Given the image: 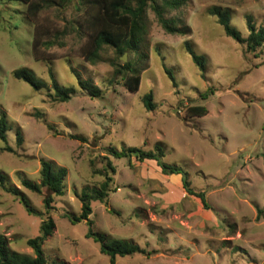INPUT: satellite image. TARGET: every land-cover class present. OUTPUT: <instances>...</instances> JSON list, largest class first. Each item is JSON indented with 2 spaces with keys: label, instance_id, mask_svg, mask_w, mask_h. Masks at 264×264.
Instances as JSON below:
<instances>
[{
  "label": "rangeland",
  "instance_id": "rangeland-1",
  "mask_svg": "<svg viewBox=\"0 0 264 264\" xmlns=\"http://www.w3.org/2000/svg\"><path fill=\"white\" fill-rule=\"evenodd\" d=\"M211 6L228 9L232 25L243 34L246 14L264 26V0H186L171 12L181 18L184 34L166 33L148 9L141 61L138 54H117L104 46L100 60L90 63L78 55L84 39L73 32L65 35L64 46L45 51L50 60H35L33 23L25 4L0 0V110L9 123L6 141L0 139V173L33 208L29 211L20 196L0 187V235L11 249L32 254L24 240L40 234L47 216L42 194L24 188L19 179L38 181L39 159L44 158L67 171L65 192L54 198L48 213L55 224L42 244L49 261L264 263V44L256 54L244 51L208 13ZM78 16L69 5L62 12H41L40 21L60 30ZM186 40L205 58L203 76L184 47ZM126 61H138L141 81L136 91H128L122 76L113 73ZM20 66L31 69L45 86L37 91L14 78L11 72ZM48 66L59 84L76 87L68 100L47 96ZM76 74L96 84L100 95L81 90ZM146 93L152 95V110L143 105ZM191 105L204 106L206 113L188 114ZM5 144L14 151L3 150ZM155 144L163 150L162 162L181 167L190 186L205 191L209 209L186 193L179 174H164L154 160L109 156L115 171L105 170L107 147L151 150ZM104 171L112 178L110 190L106 203L91 202V229L146 250L117 257L114 263L85 237L84 221L71 223L63 216L80 212L75 192L98 186Z\"/></svg>",
  "mask_w": 264,
  "mask_h": 264
},
{
  "label": "trees",
  "instance_id": "trees-1",
  "mask_svg": "<svg viewBox=\"0 0 264 264\" xmlns=\"http://www.w3.org/2000/svg\"><path fill=\"white\" fill-rule=\"evenodd\" d=\"M25 4V13L33 23V31L31 37V53L35 60H45V51L54 45L64 46L65 35L73 32L78 38L84 39L83 43L77 48L78 55L85 61L95 63L100 60V51L104 46L111 47L117 54L127 52L128 54H138V61H141L145 54L140 52V45L146 34L148 16L147 10L151 9L159 25L166 33L184 34L185 28L181 26V18L176 14L171 15L172 11L178 10L186 0H20ZM72 5L75 11L79 12L77 19L67 20L68 25H64L60 30L48 27L40 21L41 12L54 8L58 12ZM208 13L215 17L217 23L223 28L224 34L232 38L240 44L244 51L257 53L264 44V26L255 23L252 15H245V24L247 33L239 31L231 23L229 10L219 6H211ZM184 47L190 54L193 62L198 66L203 76L205 67V58L203 55L194 51L188 40L184 41ZM138 61L134 65H130L128 61L121 66L114 67L113 73L122 76L123 85L128 91H136L140 85V68L137 66ZM164 71L175 85L171 72L164 68ZM12 76L29 84L34 90H41L45 84L39 79L34 72L25 67L20 66L12 70ZM48 73L51 80L50 88H48L47 96L55 101H66L71 94L76 92L74 86H64L59 84L54 78L51 66H48ZM78 87L86 91L91 96H99L100 88L90 79H83L76 74ZM209 92H212L210 90ZM142 102L147 110H152L154 104L152 102L151 93H146L142 97ZM190 115H204L206 109L202 105H191L187 107ZM36 115H41L39 112ZM49 128L51 126L48 125ZM9 128L7 114L0 110V139L6 141V131ZM15 141L18 145L22 142V135L19 129H16ZM3 150L13 152L9 145H4ZM107 156H105V170L114 173V166L111 164L109 156L115 158H126L130 160L132 157L137 161L154 160L161 168L164 174H179L182 187L186 193L198 197L204 208H210L206 201L205 191L196 190L190 186L187 173L181 167L168 164L161 161L163 150L159 144H155L153 149L144 150L137 146H124L121 149L109 146L106 148ZM39 180L32 181L20 175V184L32 191L42 194V203L47 216L41 220L40 234L27 237L24 242L32 249V254L19 252L9 247L6 238L0 235V264H64L62 260L52 259L51 261L45 256L42 244L49 236L54 228V221L49 216V211L53 208L54 198L62 196L65 192V176L66 169L62 166H56L52 161L39 159ZM106 171H104V179L98 186H85L79 192H75L79 199L80 212L78 214L64 213L71 223L84 221L88 225L85 237L91 238L98 244L102 254L108 256L110 263H114L117 257L131 255L135 252L146 253L144 248L126 240L106 236L103 233L95 232L91 229L92 220L89 217L92 212L91 202L99 201L106 203L109 185L112 180ZM0 187L10 193L20 196L29 211L33 208L29 206L28 201L24 198L19 188L7 186L5 176L0 173ZM113 211V210H112ZM264 264V263H263Z\"/></svg>",
  "mask_w": 264,
  "mask_h": 264
}]
</instances>
